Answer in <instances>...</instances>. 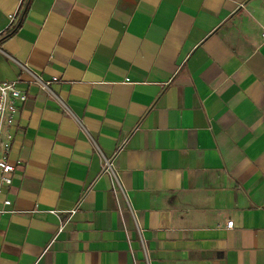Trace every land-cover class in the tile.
Here are the masks:
<instances>
[{
	"label": "crops",
	"instance_id": "0c3cea01",
	"mask_svg": "<svg viewBox=\"0 0 264 264\" xmlns=\"http://www.w3.org/2000/svg\"><path fill=\"white\" fill-rule=\"evenodd\" d=\"M263 31L264 0H0V264H264Z\"/></svg>",
	"mask_w": 264,
	"mask_h": 264
},
{
	"label": "built area",
	"instance_id": "2783aa9c",
	"mask_svg": "<svg viewBox=\"0 0 264 264\" xmlns=\"http://www.w3.org/2000/svg\"><path fill=\"white\" fill-rule=\"evenodd\" d=\"M264 38V31L261 33ZM32 74V73H31ZM42 89H47V82H43L39 77L32 74ZM55 80V78H52ZM26 97L25 92L17 87L15 81H0V185L10 182V175L14 169V163L9 159L10 144L12 141L11 126L18 111V104L23 102ZM101 172L105 173L110 180L112 191L120 188L118 176L113 168L112 157L102 155ZM4 205H9V200L3 201ZM74 209L68 211L69 215ZM225 227H231L232 221L228 219L224 223Z\"/></svg>",
	"mask_w": 264,
	"mask_h": 264
}]
</instances>
